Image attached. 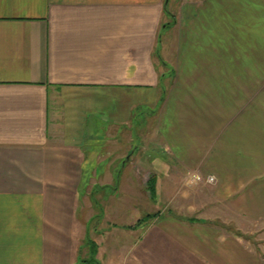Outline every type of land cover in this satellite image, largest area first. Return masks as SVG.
Here are the masks:
<instances>
[{
    "label": "crops",
    "instance_id": "crops-1",
    "mask_svg": "<svg viewBox=\"0 0 264 264\" xmlns=\"http://www.w3.org/2000/svg\"><path fill=\"white\" fill-rule=\"evenodd\" d=\"M218 215L264 222V0H0V264H264Z\"/></svg>",
    "mask_w": 264,
    "mask_h": 264
},
{
    "label": "rangeland",
    "instance_id": "rangeland-1",
    "mask_svg": "<svg viewBox=\"0 0 264 264\" xmlns=\"http://www.w3.org/2000/svg\"><path fill=\"white\" fill-rule=\"evenodd\" d=\"M146 142L148 145H150L149 143H151L150 141L148 142L147 140H146ZM143 157L144 158L138 157L140 159L139 164L142 165L141 176L142 175H143V177L146 176L147 179H149L150 178V176L148 175L149 167L151 166V162L154 161L156 158L154 156V153L153 154L152 153H149V154L145 153L143 155ZM141 162H143V163H141ZM137 171L139 172V170H137ZM206 179H207V177L204 178V180H206ZM202 183H206L207 185H205V186L207 188H210V189H211V187L213 188V186H216L218 184L217 180H216V182H214V184H209L206 181H204V182L196 183V185L199 186ZM191 186L192 185L183 184L181 186V188H182V190L183 189H189ZM208 194L210 195V190H209ZM181 206H183V205L181 204ZM139 207H140L141 214H143V216L151 214L154 211L156 212L158 209V207L155 206V204H153L149 201H145V200L144 201L139 200ZM164 207H166V204ZM207 208L210 210L215 208L214 212L221 213L220 211H216L219 209V206L215 203H210V205H208ZM164 212H167V209ZM214 217L212 220H213V222L216 223V225H219L220 227H222L223 229H225L227 231L233 230L234 235L239 236L241 239H243V241L250 242L252 245L254 244L256 246V249L259 251V255H261V256H259V258L261 260L264 259V222H260L257 225H254V224L249 223L245 219L241 218V221L239 222L240 223L239 224L240 229H237L236 225H233L229 222H226V221L230 220V218H229L230 216L221 215V216H219L218 219H214ZM129 241H130V238H129ZM259 245L262 247L259 248Z\"/></svg>",
    "mask_w": 264,
    "mask_h": 264
},
{
    "label": "clouds",
    "instance_id": "clouds-1",
    "mask_svg": "<svg viewBox=\"0 0 264 264\" xmlns=\"http://www.w3.org/2000/svg\"><path fill=\"white\" fill-rule=\"evenodd\" d=\"M201 179L199 174H196L193 178V180L191 181H186L187 184L191 185L195 182H198ZM217 177L215 176V174H209V176L207 177V183L209 184H214V182H216Z\"/></svg>",
    "mask_w": 264,
    "mask_h": 264
},
{
    "label": "built area",
    "instance_id": "built-area-1",
    "mask_svg": "<svg viewBox=\"0 0 264 264\" xmlns=\"http://www.w3.org/2000/svg\"><path fill=\"white\" fill-rule=\"evenodd\" d=\"M201 177V179L198 181V182H195V183H200V182H204V181H206L207 182V179L206 180H204V178L202 177V176H200ZM192 179L191 180H193V178H194V176L193 177H191Z\"/></svg>",
    "mask_w": 264,
    "mask_h": 264
},
{
    "label": "trees",
    "instance_id": "trees-1",
    "mask_svg": "<svg viewBox=\"0 0 264 264\" xmlns=\"http://www.w3.org/2000/svg\"><path fill=\"white\" fill-rule=\"evenodd\" d=\"M166 7H167V6L165 5V12H166V14H168V10H167ZM151 189L153 190V186H151Z\"/></svg>",
    "mask_w": 264,
    "mask_h": 264
}]
</instances>
